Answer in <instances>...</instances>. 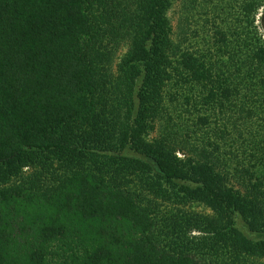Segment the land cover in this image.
Returning <instances> with one entry per match:
<instances>
[{
  "label": "trees",
  "instance_id": "obj_1",
  "mask_svg": "<svg viewBox=\"0 0 264 264\" xmlns=\"http://www.w3.org/2000/svg\"><path fill=\"white\" fill-rule=\"evenodd\" d=\"M173 2L0 0V264H264V0Z\"/></svg>",
  "mask_w": 264,
  "mask_h": 264
},
{
  "label": "rangeland",
  "instance_id": "obj_2",
  "mask_svg": "<svg viewBox=\"0 0 264 264\" xmlns=\"http://www.w3.org/2000/svg\"><path fill=\"white\" fill-rule=\"evenodd\" d=\"M181 2H182V0H174L173 6H172L170 12L168 13V18L170 19L171 26L173 27L174 30L177 26L178 13H179V9L181 8ZM197 210L201 211L202 209H201V207H198ZM237 222H238V225L240 226L241 230L243 232H245L246 234H249L247 232V229L245 228V226L243 225V223L239 219L237 220ZM249 236L255 237L254 235H251V234H249Z\"/></svg>",
  "mask_w": 264,
  "mask_h": 264
}]
</instances>
